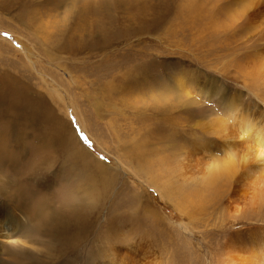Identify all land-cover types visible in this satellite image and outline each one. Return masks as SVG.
I'll list each match as a JSON object with an SVG mask.
<instances>
[{"label":"rangeland","instance_id":"374dc122","mask_svg":"<svg viewBox=\"0 0 264 264\" xmlns=\"http://www.w3.org/2000/svg\"><path fill=\"white\" fill-rule=\"evenodd\" d=\"M2 79L0 264L246 258L264 183L205 168L264 117V0H0Z\"/></svg>","mask_w":264,"mask_h":264},{"label":"bare ground","instance_id":"6f19581e","mask_svg":"<svg viewBox=\"0 0 264 264\" xmlns=\"http://www.w3.org/2000/svg\"><path fill=\"white\" fill-rule=\"evenodd\" d=\"M6 80L7 79L0 80L1 97L2 98L6 97L7 94L10 93V92L8 93V91H12L13 94L15 95V98H16L17 97L16 96V90H18L19 87H15L14 83L11 84L10 81H6ZM13 82H15V81H13ZM2 83H3V87H2ZM14 95H12V96H14ZM30 97L32 98L31 101L33 103H38V102L40 103V100H39L40 98L36 99L37 97L35 98L32 95ZM15 98L13 100H11L10 107H11V105L13 103L17 102L18 99L15 100ZM35 114H37V113H35ZM33 118H34V116H33ZM259 120H261V122H259V123L256 122L254 124V128H253V126L249 125L250 127H252V131L250 130L249 136H246L247 131L245 130L246 127L244 126V124L242 122H241V124H239L240 126H242V127L244 126V127H243V131L236 130V132H237L236 134H237L238 138H241V139L245 138L244 139L245 141H247V139H248L251 142V143H246V146H244L245 148L240 147L239 145L236 146V144L234 143V139H238L236 137V135L232 134V135L226 136V138H224L225 136L223 135L222 139H220L221 140V143H220L221 146L219 148L226 147V150H224L225 152L227 151V153L230 152V153L234 154L233 156L231 155L233 157V160L230 159L229 162L225 161L226 162L225 166H223V163H225V162L224 161L221 162L219 160V162L221 163L220 165H218V166L209 165L207 168H205L206 172H207V177L206 178L208 180H213L215 177L218 178L219 176H223V175L226 178L231 180V179L237 177L236 175H238V176L241 175V178H240L239 182L242 183V184H244V182H246L248 184L251 183V185L254 182H256V183L263 182L264 183V170H263L264 169V117L260 118ZM57 121H56V123L58 125ZM20 125H21V123H20ZM58 129H60V127H58ZM253 142H255V143H253ZM214 144H216V143H214ZM209 146L201 144L200 147H199V151L200 152L206 151V152L210 153L209 151L211 150V148ZM237 147H239V148L236 151ZM0 149H1V147H0ZM133 150H136L137 152H139L136 148L133 149ZM37 152L39 153V151H37ZM228 157H229V155H228ZM234 163H236V164L234 165ZM259 165H261V167ZM249 179L252 180V181H250ZM248 184H245L246 187L249 186ZM245 185H243V186H245ZM258 188H260L262 190L264 188V184H262V185L259 184ZM19 195H20V192L18 193V196ZM258 195L260 196V194H258ZM17 202H20V200L18 198L16 199V203ZM6 211H8V210H6ZM6 211H5V216L3 217V215H2V222L1 223H2V226L5 228V230L7 232L5 230H3V229H0V239L12 238V237H14L15 231H17V229H19L21 226H23V228L25 227L23 224H20L21 220L18 218L19 220H18V222H15V226H13L12 228L8 229L11 226L10 223L12 221H10V219H8V217H10V216L7 214ZM1 223H0V228H2L1 227ZM65 226H67V225H65ZM241 239L244 242L248 243L249 246L251 247L250 248V252L247 255H245L246 258L243 257L242 255L238 256V252H235V251H237L236 250L237 247L233 246L232 244H228L226 246L225 250H223L224 251L223 264H258V260H261L262 262H264V230H258V232L254 231L251 235L246 234V237H241ZM233 243L235 245H239L240 244V240H235ZM241 243H242V241H241ZM1 244H2V242L0 241V245ZM238 249H239V247H238ZM234 254H236V255H234ZM122 257H124V256H122Z\"/></svg>","mask_w":264,"mask_h":264}]
</instances>
